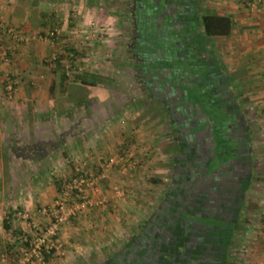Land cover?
<instances>
[{"label": "crops", "instance_id": "1", "mask_svg": "<svg viewBox=\"0 0 264 264\" xmlns=\"http://www.w3.org/2000/svg\"><path fill=\"white\" fill-rule=\"evenodd\" d=\"M68 1L73 2L0 0V146H6L7 151L6 156L0 152V256H4L0 264H126L127 261L132 264V259H129L132 249L139 245L140 227L166 219L178 199L173 190L182 173L186 137L183 130L181 133L178 129L182 124L178 122L173 128L171 122L174 136L169 143V179L160 199L161 190L153 195L150 189L154 188V182L160 181L162 168L153 166L148 170L146 190L152 195L147 197L141 188L143 179H137L144 176L141 169L139 174V165L122 171L120 163L115 164L107 170L106 178L98 183L96 190L89 188L93 202L61 224L57 234L62 244L61 253H52L43 262H22L19 258V248L24 241L21 236L32 233V222L46 221L37 212V207L51 202L56 196V178L52 177L51 183L47 181L46 185L40 179L47 172L45 163L54 160L58 164V172L67 173L68 168L71 171L80 162H87L85 170L95 173L99 169L100 158L125 150L132 158V152L137 154L139 158L135 156L133 160H139L146 153L145 144L136 146L129 142L125 133H113L112 123L118 120L111 117L113 110L106 112L100 106L92 110L91 115L84 116L77 106L58 104L55 99L53 104V96L47 86L57 81V77L53 68L44 63V55L50 53L53 46L40 36H44L50 24L56 21L61 33L67 36L64 39H72V43L78 39L77 31H84L80 30L84 27L80 22L85 19L79 18V13L74 15V11L70 12L66 6L60 11L57 7ZM174 3L168 23L162 21L159 24L161 30L167 29V34L159 41L160 52L154 58L166 62V67L153 71L152 78L157 80L156 85L174 86L173 76L179 77L184 96L193 111H203L201 115H205L198 126L213 122L218 126L211 128L221 151L228 152L229 146L232 148L230 155L246 154L247 177L239 212L231 224L228 261L230 263L233 257L231 250H236L234 257L242 258L239 263L264 264V4L258 11L251 12L244 7L242 0H183L181 4L174 0ZM202 14L229 18V31L207 36L201 25ZM85 16L88 14H82L83 18ZM134 22L132 37H135L136 30ZM6 26H13L18 38L9 35ZM141 33L139 38H143L145 32L141 30ZM89 67L79 68L80 71L96 72ZM134 70L136 90L150 94L156 89L154 86L153 90H148L145 86L151 87L153 80L138 75V69ZM159 72L164 73L161 75ZM216 76H219L217 81ZM7 79L15 83L10 95L5 87ZM81 86L88 87L89 97L98 93L106 95L105 85L100 90V87L82 85L74 79L68 81L61 95L77 100L84 94ZM161 88L158 91H163ZM66 109L74 115L65 117L73 133L60 137V141L53 145L43 141L44 145L35 154H30V150L25 148L24 133L33 131L38 141L48 140L39 136L41 129L48 123L54 128L65 129V124L57 126L56 117L64 115ZM117 110L122 117L130 119L124 128L130 127L135 131L143 124V120L133 116L137 111L126 105ZM159 113L156 110V115ZM245 119H248V126ZM234 120H238L245 129V143L240 142L235 134L237 121ZM59 133L62 134L56 130V134ZM12 135H16L18 150L8 155L9 137ZM21 138L24 145L20 144ZM67 157L71 159L70 163L65 159ZM32 164L35 170L30 168ZM113 185L122 190L121 196L113 193ZM128 192L132 196L125 199ZM146 198L147 201L142 200ZM183 201L179 199L177 207L187 213L191 202L184 206ZM143 215L147 217L142 220Z\"/></svg>", "mask_w": 264, "mask_h": 264}, {"label": "flooded vegetation", "instance_id": "2", "mask_svg": "<svg viewBox=\"0 0 264 264\" xmlns=\"http://www.w3.org/2000/svg\"><path fill=\"white\" fill-rule=\"evenodd\" d=\"M173 4L174 0H135L133 7L130 6L132 28L134 21L136 27L135 37L131 41L135 47L130 48L133 51L132 63L138 69V75L153 80L151 87L147 84L145 87L153 90L155 86L157 91L153 90L151 94H156L173 128L178 122L182 124L178 129L181 133L183 130L186 147L181 160V177L175 182L173 190L178 197L174 198L177 199L174 208H171L166 219L161 218L157 224L152 223L150 228L140 227L137 239L139 245L132 249L129 260L132 259V264H229L231 224L241 205L248 158L246 154L230 155L225 160L218 158L213 166L211 159L215 156L218 144L211 128L212 123L198 126L205 115H201L203 111H193L184 96L179 77L173 76L171 81L176 83L174 86L156 85L157 80L152 78L154 73L149 64L154 61L156 53L160 52L161 45L157 40L158 34L153 31L155 26L161 27L159 24L162 21L168 23L166 21L171 17L169 12H172ZM141 30L145 32L143 38H139ZM166 32L167 29L162 28L161 40ZM149 45L151 49L146 50ZM163 73L159 72L161 75ZM160 86L163 89L161 92L158 91ZM234 121H237L235 134L240 142L245 143V129L238 120ZM243 147L246 148V145L243 144ZM228 149L230 151L232 148L228 146ZM179 199H184V206L191 202L189 211H186L190 215L204 217L205 221H191L179 215V211L183 212L180 206L177 207ZM155 231H158L156 236ZM126 264L131 263L127 261Z\"/></svg>", "mask_w": 264, "mask_h": 264}, {"label": "rangeland", "instance_id": "3", "mask_svg": "<svg viewBox=\"0 0 264 264\" xmlns=\"http://www.w3.org/2000/svg\"><path fill=\"white\" fill-rule=\"evenodd\" d=\"M132 0H73V2L68 1L67 3L62 4V6L59 4L57 7L60 10H64V7L69 8V11H74V15H78L79 18L81 17L82 20L80 23L84 25V27H80V30L84 31H77L78 34L77 40L74 41V43L71 42L72 39H64L66 38V34L61 33V29L59 27V22H53V24H50V27L47 29V31L50 28L56 27L58 30V34L56 39L52 42L47 39V31L44 33V36L41 35L40 38L45 39L48 44L51 43V46H53V49L49 51L47 55H44V63L49 65L50 68H53L49 55L51 53H58L60 51L68 50L76 52L77 54V61L76 66L79 69L80 66L84 68L86 65L87 67L90 66L92 71L99 72L100 75L103 77H110V83L116 84L112 90H111V101L114 102V104L119 105L118 109L121 105H126L127 108L129 107L132 111H137V113L133 116L139 117V120H143V124L139 126V129H136L135 131L130 130V127H127L126 125L129 123L130 119H126L127 117H122L121 112H119L117 109L113 111L112 118H117L118 120L115 123H112L114 126L111 128L113 133H120V134H126L128 135L126 138L129 140V142L134 143L136 146L145 144L146 147V153L143 155L142 159L140 158L137 160L135 158V164L133 167L138 166V171L141 169L143 172L141 174H144L143 177H140L137 179L142 180V189L145 190L146 194L145 196H151L154 195L155 191L163 190V188L166 186L168 182L169 177V164L170 163V149H169V143L171 142V139L174 136V131L171 129V122L169 121V118L164 110V108L161 106V103L156 99V96L153 94H149L146 91L142 93L139 92V89H135V81H134V75H135V66L132 63L133 58L131 55H133V51L130 49L132 46V19L130 18V6H131ZM88 14V16H85V18L82 17V14ZM80 21V20H79ZM155 34H158L159 37H157V40H161L162 33L160 28L158 26H155L154 31ZM92 33V35H91ZM84 35H88V38L84 37ZM59 44L61 46H59ZM85 57V58H83ZM90 63L89 65H87ZM166 62H162L159 60L153 61L151 66H156L158 70H161L160 68L165 66ZM155 67V68H156ZM166 67V66H165ZM49 69V68H48ZM75 68L69 69V77L66 81V85L61 87V84L58 82L59 80V74L60 70L59 68L54 70V76L57 77V81L50 82L47 86V89H49V93L51 96H53V100L55 99L58 104H63L67 106H71V104H75L76 100H69L66 98L65 95H61L66 89V86L68 85V81L72 80L71 77L72 73H74ZM55 78V77H54ZM14 82V80H11ZM124 83V84H123ZM15 85V83H13ZM32 86V84H31ZM84 89V94L80 96L78 99L89 97V94L86 92L88 90L85 86H81ZM73 89V88H72ZM91 89V88H90ZM64 94V93H63ZM91 96V94H90ZM53 101V104L56 103V101ZM104 103V102H101ZM100 103V104H101ZM106 104V103H104ZM113 106V105H112ZM106 107V112L113 110V108ZM156 110H159L160 113L156 115ZM112 113V112H111ZM247 115V114H246ZM130 116V115H128ZM122 117V118H120ZM253 118V117H251ZM245 125H249L247 122L248 119H245ZM251 122V121H250ZM56 130L60 129L57 127ZM62 131V130H61ZM63 132V131H62ZM72 130H67L63 132V134H57V138H52L47 143L50 145L55 144L56 142L60 141V137H66L70 136L72 134ZM136 137V138H135ZM5 141V138L3 139ZM7 141V137H6ZM137 142V144H136ZM171 144V143H170ZM0 152L1 154L6 151V146H0ZM126 148V147H124ZM69 150V149H68ZM130 149H128L129 151ZM222 149H219V145L216 149L215 156L211 159V163L214 166L217 163V159H227L230 158L229 153L225 155L224 157V151H221ZM131 152V151H130ZM133 158L137 156L133 152L131 153ZM131 157V159H133ZM69 163L71 162L70 158H65ZM102 158L99 159V163L101 162ZM138 164V165H137ZM87 162H80V164L76 165V168L74 170L67 169V173H59L57 168L58 164L54 160H49L48 163H45L44 169H46L47 172H45V177L41 175L40 179L43 181V183L46 185L47 181L51 183V180L56 178L57 180V189H56V196L58 193V185L61 181H65L67 179H70L75 171L77 170H85ZM141 166V167H140ZM153 166H158L159 168L163 169V172H161V177L159 182H154V188H151L150 190L153 192L152 194L149 193L147 189V184L145 182H148L147 178L149 176V169H151ZM132 167V168H133ZM25 168V166H24ZM32 170H35L34 164L30 166ZM130 168V169H132ZM61 171L62 168H59ZM87 172V171H86ZM140 174V171H139ZM55 175V176H54ZM142 176V175H141ZM53 177V178H52ZM101 182V181H100ZM99 182V183H100ZM145 187L143 188V186ZM166 188V187H165ZM123 194V193H122ZM121 194V195H122ZM120 195V196H121ZM143 195V194H141ZM132 196L130 192L125 196V199H128V197ZM163 196V192L158 196V199H160ZM144 197V196H143ZM154 197V196H153ZM51 200V202H46L43 204H51L54 199ZM147 201L146 199H142ZM102 202V201H101ZM86 208V207H85ZM84 208V209H85ZM188 213V214H187ZM184 213L179 211V215L184 217L185 219H190L191 221H199L200 219L205 221L204 217H201L199 215H190L189 212ZM147 215L141 216L142 220L146 218ZM70 218V217H69ZM69 218L67 220H69ZM66 220V221H67ZM64 223V222H63ZM41 225V224H40ZM136 227H139L136 226ZM241 227V226H240ZM231 249H233L231 247ZM233 252V257L230 260L229 264H242L239 263V261L242 260L241 257L237 258L234 257L237 254L235 253L236 250H231ZM241 256V255H240ZM245 262V261H244Z\"/></svg>", "mask_w": 264, "mask_h": 264}, {"label": "built area", "instance_id": "4", "mask_svg": "<svg viewBox=\"0 0 264 264\" xmlns=\"http://www.w3.org/2000/svg\"><path fill=\"white\" fill-rule=\"evenodd\" d=\"M244 7L251 12H256L264 4V0H242ZM6 32L14 38H18L16 29L13 26H6ZM58 30L56 27L50 28L47 31V39L54 41L57 37ZM92 35V33H91ZM88 38V35H84ZM57 40V39H56ZM59 46H61L59 44ZM60 51V50H59ZM65 60L63 61L64 72L69 75V69L80 71L76 66L77 57L74 53L68 50H62ZM5 52H2L4 55ZM56 52L49 55V59H53ZM13 81L7 79L6 91L10 95L14 89ZM120 163V169L126 171L132 168L135 160L125 151L116 154H111L104 157L99 163V169L93 172L77 170L70 179L61 181L58 185V195L51 204H41L37 207V212L46 218L43 223L32 222V233L22 235L23 246L19 248V258L22 262H43L44 255L52 253H61L62 244L57 238L59 228L63 222L69 217L76 215L80 210L90 205L92 197L89 195V188L96 190L98 183L105 179L107 170ZM113 193L121 195L122 190L116 185L112 186ZM24 216V215H23ZM41 224V225H40ZM4 256L1 254L0 259Z\"/></svg>", "mask_w": 264, "mask_h": 264}, {"label": "trees", "instance_id": "5", "mask_svg": "<svg viewBox=\"0 0 264 264\" xmlns=\"http://www.w3.org/2000/svg\"><path fill=\"white\" fill-rule=\"evenodd\" d=\"M200 18H201L200 20H201L203 32L207 36L214 35V34H226L229 31L230 20L227 17L214 15V14H202ZM158 45H159V43H158ZM150 46L151 45H149L146 50H150L151 49ZM154 49H156V48H154ZM68 51H69V49H68ZM72 52L74 53V57H77L76 52H74V50ZM64 60H65V57H64L63 52H61V51L56 53V56L50 60L52 66H53V71L58 69V68L60 70L58 82L61 84V87L66 85V81L69 77L64 72V69H63V61ZM152 62L153 61H151L149 64V67L152 69V71H154V72L159 71L156 66H151ZM71 77L75 81L81 83L82 85L100 87V90L103 88V85H105V87H107V88H104L106 90V95H108L106 100L103 99L104 97H106V95H103L102 93H98V94L94 95V97H86V98L76 100L74 107H76V106L79 107L81 113L84 116L87 114L91 115L93 113L92 110H96V109L100 108V106H102L103 108H106L107 105H111V106L113 105L112 106L113 111L118 108L119 105H116V104H114L113 101H111V97H112L111 96V90L116 84L115 85L112 84L113 82L111 81V83L109 85L108 82H110V80H111L110 77H103L102 75H100L97 72H87V71H82V70L81 71H74V73H72ZM218 78H219V76L218 77L216 76V81L218 80ZM101 102H104L106 104L101 103ZM71 106H73V104ZM69 110L70 109H66L64 111V113H65L64 115L62 113V114H60V116L57 115V117H56L57 126L65 124V129H63V130L60 129V131L62 130L63 132H65L67 130H71V126H69L68 121H65V117H68V118H70L71 116L74 117L73 114L70 115ZM53 119H55V117ZM212 125H214L213 122H212ZM214 126L218 128L217 125H214ZM58 128H60V127H58ZM216 130H218V129H216ZM63 132H62V134H63ZM24 134H25L24 137L26 136L25 141H27V144H25V148L29 149L30 154H32V155L36 153V150L38 148H40V146L44 145L43 141L48 142L50 140V138H52V137L57 138L58 137L56 134V128L52 127V125L50 123L47 124L46 128H42L41 132L39 134V136L41 138L46 137L48 140H41L40 139V141H38L37 140L38 137H36L33 134V131H28V132H25ZM20 136H22V135H20ZM25 141H23L21 138L20 144L24 145L23 143ZM17 150H18V145H16V135L15 136L12 135L9 137L8 155L10 154L11 151L14 153V152H17ZM227 153H229V151L224 153V157H225V155H227ZM229 155H230V153H229ZM4 156H6V154ZM150 226H151V224H149L147 227L150 228ZM157 232L158 231H155V236L157 235ZM49 255L50 254L45 253L44 258H47Z\"/></svg>", "mask_w": 264, "mask_h": 264}, {"label": "water", "instance_id": "6", "mask_svg": "<svg viewBox=\"0 0 264 264\" xmlns=\"http://www.w3.org/2000/svg\"><path fill=\"white\" fill-rule=\"evenodd\" d=\"M182 3V1L180 2V4ZM175 4V3H174ZM212 123V122H211Z\"/></svg>", "mask_w": 264, "mask_h": 264}]
</instances>
